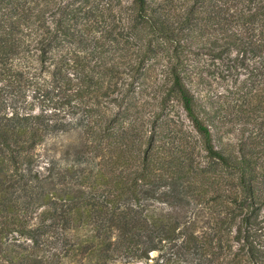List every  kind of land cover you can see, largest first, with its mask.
I'll list each match as a JSON object with an SVG mask.
<instances>
[{
	"label": "trees",
	"instance_id": "obj_1",
	"mask_svg": "<svg viewBox=\"0 0 264 264\" xmlns=\"http://www.w3.org/2000/svg\"><path fill=\"white\" fill-rule=\"evenodd\" d=\"M152 252L264 264V0H0V264Z\"/></svg>",
	"mask_w": 264,
	"mask_h": 264
},
{
	"label": "rangeland",
	"instance_id": "obj_2",
	"mask_svg": "<svg viewBox=\"0 0 264 264\" xmlns=\"http://www.w3.org/2000/svg\"><path fill=\"white\" fill-rule=\"evenodd\" d=\"M205 66L208 72V76L205 78L209 82V86L206 87L210 90V95L213 99H217L219 96H228V95H220L225 93V89L231 88L234 85V78L231 76H227L225 80L219 77L220 69L219 67L213 65L210 61H205ZM237 133L230 135V138L233 139ZM78 139L76 135H63L59 137H54L49 139L43 145H41L37 149V153L39 159L41 160L40 167L44 169L46 165V161L49 158H60L63 154V151L67 149L71 145H76L78 143ZM197 224L199 226L204 225L206 221H208V215L204 212H199L194 216ZM160 260V255L158 252H152L149 254L148 260L135 261L131 264H157Z\"/></svg>",
	"mask_w": 264,
	"mask_h": 264
}]
</instances>
